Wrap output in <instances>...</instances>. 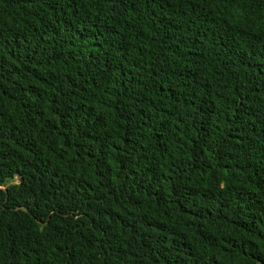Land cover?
Listing matches in <instances>:
<instances>
[{"label":"trees","instance_id":"16d2710c","mask_svg":"<svg viewBox=\"0 0 264 264\" xmlns=\"http://www.w3.org/2000/svg\"><path fill=\"white\" fill-rule=\"evenodd\" d=\"M0 264H264V0H0Z\"/></svg>","mask_w":264,"mask_h":264}]
</instances>
